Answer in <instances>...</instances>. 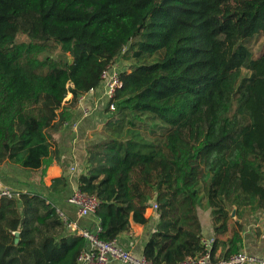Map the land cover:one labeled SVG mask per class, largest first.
<instances>
[{
	"label": "trees",
	"instance_id": "1",
	"mask_svg": "<svg viewBox=\"0 0 264 264\" xmlns=\"http://www.w3.org/2000/svg\"><path fill=\"white\" fill-rule=\"evenodd\" d=\"M260 36L264 0H0V164L45 173L60 157L52 133L129 52L136 63L120 73L104 139L79 177L100 201L98 236L114 242L148 225L156 204L144 256L176 264L201 252L202 208L213 252L221 244L228 258L264 212ZM86 247L41 193L1 198L0 264H78Z\"/></svg>",
	"mask_w": 264,
	"mask_h": 264
},
{
	"label": "crops",
	"instance_id": "2",
	"mask_svg": "<svg viewBox=\"0 0 264 264\" xmlns=\"http://www.w3.org/2000/svg\"><path fill=\"white\" fill-rule=\"evenodd\" d=\"M103 88L99 86L94 92H87L79 97L75 107L69 109L71 117L59 130L52 133L54 148L59 151V159L50 165L46 172L23 169L10 162L0 164V192L41 193L49 198L58 210L63 212L79 228H89L96 217L78 216L74 205L67 199L71 192L79 187V177L86 172V155L89 146L100 143L104 139V123L108 118L105 111L107 100L103 96ZM70 95V96H69ZM66 102L72 99L69 93ZM85 110L89 111L84 116ZM64 178V183L55 182L56 178ZM204 238H214V229L209 210L198 209ZM145 216L150 219L148 225L132 224L130 232L120 234L114 243L122 248L130 249L136 256H144L145 245L150 239L158 221V215L149 205ZM236 216L234 215L233 218ZM243 242L241 252L264 257V212L247 219L242 230ZM224 248L220 244L214 255L225 257ZM109 264H124L111 261Z\"/></svg>",
	"mask_w": 264,
	"mask_h": 264
},
{
	"label": "built area",
	"instance_id": "3",
	"mask_svg": "<svg viewBox=\"0 0 264 264\" xmlns=\"http://www.w3.org/2000/svg\"><path fill=\"white\" fill-rule=\"evenodd\" d=\"M120 71L111 66L102 74L100 86L103 88V96L111 110L115 109L113 98L117 90L123 87ZM97 88H91L88 92H94ZM89 114L85 110L84 116ZM0 202L3 196L12 197L13 192L2 190ZM67 201L74 205L78 216H95L100 207V201L94 194H87L79 187L75 188L69 195ZM156 209L157 205L153 204ZM69 231L77 233L87 241V247L79 254L78 264H109L111 261H119L124 264H166L156 263L145 256H136L130 249L122 248L114 242H105L98 236L102 230L100 220L96 218L95 223L89 228L77 227L70 218L58 210ZM214 238H203L201 241V252L191 255L176 264H264V257H259L246 252L239 251L228 258L216 257L213 252Z\"/></svg>",
	"mask_w": 264,
	"mask_h": 264
},
{
	"label": "rangeland",
	"instance_id": "4",
	"mask_svg": "<svg viewBox=\"0 0 264 264\" xmlns=\"http://www.w3.org/2000/svg\"><path fill=\"white\" fill-rule=\"evenodd\" d=\"M28 40H29V37L27 34H24V33H18L17 34V41L18 42L28 41ZM252 48L254 50L255 55L260 56L264 51V36H260L259 39L254 40ZM50 56L60 57L61 56L60 49H57L56 51L50 53ZM135 61L136 60H134L130 57V53L125 51L119 58H117L114 61L112 66L115 67L120 72L129 71L130 68L135 65V63H136Z\"/></svg>",
	"mask_w": 264,
	"mask_h": 264
},
{
	"label": "water",
	"instance_id": "5",
	"mask_svg": "<svg viewBox=\"0 0 264 264\" xmlns=\"http://www.w3.org/2000/svg\"><path fill=\"white\" fill-rule=\"evenodd\" d=\"M235 215V210L233 211V216Z\"/></svg>",
	"mask_w": 264,
	"mask_h": 264
}]
</instances>
